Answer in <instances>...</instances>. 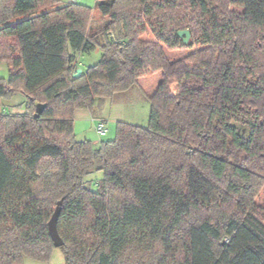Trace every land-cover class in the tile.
I'll return each instance as SVG.
<instances>
[{
	"label": "trees",
	"instance_id": "obj_1",
	"mask_svg": "<svg viewBox=\"0 0 264 264\" xmlns=\"http://www.w3.org/2000/svg\"><path fill=\"white\" fill-rule=\"evenodd\" d=\"M0 62V264L48 261L60 200L64 264H264V0H0ZM157 73L146 127L75 139Z\"/></svg>",
	"mask_w": 264,
	"mask_h": 264
},
{
	"label": "rangeland",
	"instance_id": "obj_2",
	"mask_svg": "<svg viewBox=\"0 0 264 264\" xmlns=\"http://www.w3.org/2000/svg\"><path fill=\"white\" fill-rule=\"evenodd\" d=\"M62 4L78 3L93 8L95 0H60ZM145 40L150 37L144 36ZM166 54L178 60L185 57L188 51L185 49L173 52L166 51ZM100 53L95 50L89 54L81 56L80 67L86 69L97 63ZM7 68L4 62H0V78H7ZM160 74H146L139 79L137 84L125 92H119L109 98L97 99L91 109L76 110L73 116V131L75 139L94 142L109 141L115 138V128L117 122L146 127L149 118V97L155 91L160 82ZM26 103V98L17 94L8 101H2V108L7 112L20 113ZM106 122L107 134L99 137L95 132L97 120ZM96 178L101 177V173H94ZM96 180V179H95ZM260 204V203H259ZM22 264H64V257L60 249H52L48 261L37 262L25 258Z\"/></svg>",
	"mask_w": 264,
	"mask_h": 264
},
{
	"label": "water",
	"instance_id": "obj_3",
	"mask_svg": "<svg viewBox=\"0 0 264 264\" xmlns=\"http://www.w3.org/2000/svg\"><path fill=\"white\" fill-rule=\"evenodd\" d=\"M177 35H178V37L183 39V43L185 45L190 43L191 36H190V33H189L188 30L178 31ZM81 71L82 70L80 68L76 69L75 73L73 74V77L74 78L79 77L80 74H81ZM42 108H43L42 106H38L37 107V112L34 115L35 118L38 117V115L41 112ZM61 204H62V200H60L57 203V205H56V207L54 209V212L51 215V217H50V219H49V221L47 223L48 234H49L50 239L52 241L53 247L56 248V249L62 247V245H63V241L60 238V236H59V234L57 232V227H56L57 219H58L59 214H60V206H61Z\"/></svg>",
	"mask_w": 264,
	"mask_h": 264
},
{
	"label": "built area",
	"instance_id": "obj_4",
	"mask_svg": "<svg viewBox=\"0 0 264 264\" xmlns=\"http://www.w3.org/2000/svg\"><path fill=\"white\" fill-rule=\"evenodd\" d=\"M106 124L103 122H98L95 126V132L99 137H105L107 134Z\"/></svg>",
	"mask_w": 264,
	"mask_h": 264
},
{
	"label": "crops",
	"instance_id": "obj_5",
	"mask_svg": "<svg viewBox=\"0 0 264 264\" xmlns=\"http://www.w3.org/2000/svg\"><path fill=\"white\" fill-rule=\"evenodd\" d=\"M69 3H70V1H69ZM81 5H83V4H81ZM81 56H82V55H81ZM81 56H78V61H79V62H80V60H81ZM152 94H153V92H152ZM152 94H151V95H152ZM20 112H21V111H20ZM98 122H103V123L106 124L105 121L100 120V119L97 120L96 124H97ZM73 132H74V131H73ZM99 143H100V142H99ZM99 143H98V142H94L93 145H96V146H97Z\"/></svg>",
	"mask_w": 264,
	"mask_h": 264
}]
</instances>
